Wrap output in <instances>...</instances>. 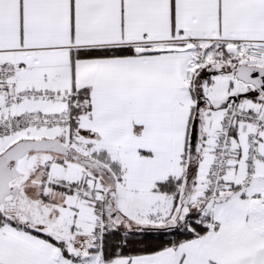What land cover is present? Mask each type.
Segmentation results:
<instances>
[{"label":"snow or ice","instance_id":"6c2138e0","mask_svg":"<svg viewBox=\"0 0 264 264\" xmlns=\"http://www.w3.org/2000/svg\"><path fill=\"white\" fill-rule=\"evenodd\" d=\"M0 264H264V0H0Z\"/></svg>","mask_w":264,"mask_h":264}]
</instances>
